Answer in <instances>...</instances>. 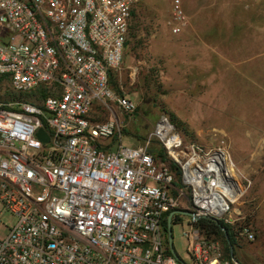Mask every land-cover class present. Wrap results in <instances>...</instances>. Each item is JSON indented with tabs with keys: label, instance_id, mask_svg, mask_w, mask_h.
<instances>
[{
	"label": "built area",
	"instance_id": "built-area-1",
	"mask_svg": "<svg viewBox=\"0 0 264 264\" xmlns=\"http://www.w3.org/2000/svg\"><path fill=\"white\" fill-rule=\"evenodd\" d=\"M169 1L170 30L178 33L186 16L180 0ZM134 2L0 0V80L18 95L0 101V217L13 218H0V264H179L164 231L167 212L178 208L197 217L185 215L181 231L191 264H228L219 243L195 225L200 217L254 239L248 219L235 224L230 217L242 189L225 150H183L163 117L134 146L121 144L115 118L91 120L93 102L133 110L109 78L121 62ZM39 127L47 141L35 136ZM151 137L176 165L177 180L150 151ZM107 138L118 140L114 149ZM173 152L192 161L184 167ZM212 181L239 194L233 201L210 194Z\"/></svg>",
	"mask_w": 264,
	"mask_h": 264
},
{
	"label": "rangeland",
	"instance_id": "rangeland-1",
	"mask_svg": "<svg viewBox=\"0 0 264 264\" xmlns=\"http://www.w3.org/2000/svg\"><path fill=\"white\" fill-rule=\"evenodd\" d=\"M180 2L186 24L173 33L169 0H135L121 62L111 77L133 110L126 113L114 104L93 102L89 116L92 121L115 118L123 146L143 142L163 117L180 136L183 150L191 145L225 150L242 189L230 206V217L235 224L248 219L255 234L253 240L235 237L231 262L264 264V0ZM17 97L7 81L0 80V101ZM150 140L149 148L161 154L156 159L177 180L179 170L161 145ZM105 141L114 149L118 140ZM178 205L186 202L180 199ZM0 218L6 224L13 221L6 212ZM175 218L172 246L191 264L181 233L187 217ZM5 232L0 225V236Z\"/></svg>",
	"mask_w": 264,
	"mask_h": 264
},
{
	"label": "trees",
	"instance_id": "trees-1",
	"mask_svg": "<svg viewBox=\"0 0 264 264\" xmlns=\"http://www.w3.org/2000/svg\"><path fill=\"white\" fill-rule=\"evenodd\" d=\"M111 77L112 74L110 75L109 78V82L110 84L113 86V84L111 83ZM114 87V86H113ZM115 89V87H114ZM150 151L155 155V156H161V154L157 151L154 152L153 150ZM174 168L177 169V167L173 164ZM168 213V212H167ZM166 213V214H167ZM175 217H177V215H174L171 218V223L174 221V219H176ZM224 226L228 235V239H229V243L230 245H232V252L230 253L229 248H228V244L227 241L224 237L223 232L220 229L219 224ZM195 225L199 228V230L204 234V236L208 237V238H213V239H217L219 238V242H220V248H221V254H222V259L223 260H227L228 264H232V257L234 256V248L236 245V236H235V232L233 231V229L226 224L225 222H223V220L219 219L217 221L212 220L210 218L207 217H200L195 221ZM164 231H165V242L167 244V240H166V230H165V220H164Z\"/></svg>",
	"mask_w": 264,
	"mask_h": 264
},
{
	"label": "water",
	"instance_id": "water-1",
	"mask_svg": "<svg viewBox=\"0 0 264 264\" xmlns=\"http://www.w3.org/2000/svg\"><path fill=\"white\" fill-rule=\"evenodd\" d=\"M35 136L41 141H47V135L41 127L37 128V130L35 131ZM173 214L186 215V216H189L192 218H197V217L194 216L191 211H189L187 209H179V208L170 210L166 216V240H167L168 251L179 264H186L181 258L178 257V255L176 254V252L172 246L171 217ZM215 221H217V220H215ZM219 226H220L221 231L224 234V237H225L227 244H228L229 251L231 253L232 252V245H230V243H229V239H228L226 229L224 226H222L220 224H219ZM232 259H233V257H232Z\"/></svg>",
	"mask_w": 264,
	"mask_h": 264
},
{
	"label": "bare ground",
	"instance_id": "bare-ground-1",
	"mask_svg": "<svg viewBox=\"0 0 264 264\" xmlns=\"http://www.w3.org/2000/svg\"><path fill=\"white\" fill-rule=\"evenodd\" d=\"M171 155L176 159V161L182 165V166H186L188 165L192 159H185V157L180 156L179 154L176 153H171ZM227 170H229V173H227L228 175H225V179L229 180L230 183L233 182V173H232V169L230 168V165H226ZM233 178V179H232ZM232 186V185H231ZM230 187V186H229ZM229 187H226V189H223L221 187V185L217 182L212 181L211 183H209L207 185V189L210 190V194H216L217 191H220V193H222L223 195H225L227 198H229L230 201H233L235 199V197L239 194V191L237 188H235L234 186H232L234 189L233 190H229ZM218 188V189H217Z\"/></svg>",
	"mask_w": 264,
	"mask_h": 264
},
{
	"label": "crops",
	"instance_id": "crops-1",
	"mask_svg": "<svg viewBox=\"0 0 264 264\" xmlns=\"http://www.w3.org/2000/svg\"><path fill=\"white\" fill-rule=\"evenodd\" d=\"M248 16H250V15H248ZM248 24H251V22H247ZM251 26V25H250Z\"/></svg>",
	"mask_w": 264,
	"mask_h": 264
}]
</instances>
